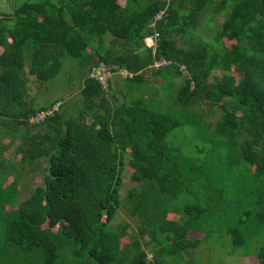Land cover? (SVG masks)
Masks as SVG:
<instances>
[{"label": "trees", "instance_id": "16d2710c", "mask_svg": "<svg viewBox=\"0 0 264 264\" xmlns=\"http://www.w3.org/2000/svg\"><path fill=\"white\" fill-rule=\"evenodd\" d=\"M210 10L225 15L224 22L213 28L211 43L186 51L178 38L195 46ZM155 33L157 58L172 63L158 76L188 74L175 94L178 106L209 115L222 109V120L211 125L229 149L219 156L221 163L230 161L224 177L169 148V134L186 122L146 106L136 80L154 64L144 40ZM0 48V139L9 140L0 157L15 147L13 159H5L11 163L0 158V258L200 264L195 261L206 241L228 244L230 256L245 247L244 258L254 251L253 264H264V0H28L0 17ZM66 57L84 59L88 69L81 97L36 105L29 84L55 78ZM97 63L133 73L128 88L142 97L109 104L110 84L105 88L90 78ZM216 72L223 76L213 78ZM176 83L172 77L167 87ZM58 103L53 116L31 123ZM206 103L208 111L201 109ZM42 158L49 163L45 185L17 206L24 173L40 170ZM240 163L247 166L245 177ZM128 169L138 186L124 195ZM247 173L254 178L249 185ZM126 213L135 221H121Z\"/></svg>", "mask_w": 264, "mask_h": 264}, {"label": "rangeland", "instance_id": "374dc122", "mask_svg": "<svg viewBox=\"0 0 264 264\" xmlns=\"http://www.w3.org/2000/svg\"><path fill=\"white\" fill-rule=\"evenodd\" d=\"M28 0H17L16 3L12 1L9 3L8 7H10V12L16 11L17 8H19L21 5H23L24 2ZM52 2H55V0H52ZM15 4V5H14ZM225 20V15L220 14H214L213 10L205 12L203 19L200 22L201 29L196 31V37L194 41L196 42L195 46L187 45L181 37L178 38L179 41H181V46L186 51L189 49H194L195 47H201L206 44L211 43V35L214 32L213 28L219 29L222 25V23ZM207 21V22H205ZM208 22L212 24V28L208 26ZM197 36L199 37V40H197ZM93 45V42H92ZM3 53V48H0V54ZM84 59L82 58H71L66 57L62 61V67L60 69V72L50 80L49 82H43L40 83L37 80L32 81L30 85V96L33 99L37 98V104L41 105H48L51 102L61 99L63 101L71 100L72 102H75V99L80 98V84L84 82L85 78L88 76V69L85 67ZM114 67V66H113ZM112 67V68H113ZM158 69H151L149 68L148 72L150 75H152L153 81L156 82V73ZM126 74L125 72H123ZM166 74V73H165ZM167 74L164 76V80H159V83L156 85L155 82L152 84H148L146 86H143V89L145 90V95L147 97L146 106L160 112H165L172 114L174 117L178 118L179 120H182L186 122V125L181 128H177L174 131H172L167 140L166 144L169 148L173 150H181V155L185 157L186 161L190 164H195V166L199 169L201 167H204L205 165L208 167L207 171L209 173H213L215 171L223 174L221 177L226 176L228 173V166L230 164L229 159L226 161H223L222 163L219 161V156L228 155V147L225 145L227 142L220 141L213 133L212 125H215L217 121L222 120V109L220 106L215 107V113L212 115L205 114L199 112V110H186L182 106H178L177 104V95L179 92V89L181 86L184 85L186 77L188 74L184 75L183 78L177 77L175 78V75ZM223 76V72H216L214 75H212L213 78H221ZM174 78L179 83H176V87L174 86L171 88L170 86L167 87L169 83V79ZM211 77V79H212ZM241 77L239 76V81ZM165 83V84H164ZM178 84H180L178 86ZM80 86V87H79ZM30 97V98H31ZM67 101V102H68ZM66 102V103H67ZM208 103L204 104L201 109L208 111ZM77 110L81 109L80 107H74ZM73 109V108H72ZM76 112L73 110L71 113L73 114ZM2 129V126H0V130ZM211 130V131H210ZM2 135V133H0ZM9 140H2L0 139V149L2 147L3 142H8ZM15 147L10 148L8 152H4L3 159L6 163L9 164L11 162H7L5 159L12 160L13 159V151ZM0 150V154H1ZM41 167L40 170H33L30 171L31 174L24 173L22 178V192L17 197V199L13 202L17 206H21L24 204L33 194V192L36 190L39 186L45 185V179H46V173L47 169L49 168V163L45 160V158H42L39 160ZM239 167L241 168V172H243V177H245V168L247 169L246 165H243V163L239 164ZM240 168L237 170L239 171ZM237 169V167H236ZM252 170H255L252 168ZM130 170L128 169V172L126 173V184L122 189V193L126 195V189L131 187L138 186L135 183H132L130 181ZM0 174H2V170H0ZM253 174L251 173V176ZM6 178H8L9 182L10 180L9 176L7 175ZM247 178L249 179L247 184H251L254 180L253 177H250V175L247 173ZM8 182V183H9ZM2 183V181H1ZM7 183V185H8ZM246 184V185H247ZM247 185V186H248ZM24 186V187H23ZM246 188V187H245ZM240 192H242L243 188H236ZM14 206V204L12 205ZM15 208V207H14ZM127 215V216H126ZM124 215L125 218L122 216L120 217L121 221L129 220V221H135L134 219L131 220L129 218V215L126 213ZM4 235L3 231H0V235ZM193 235V234H192ZM149 238H146V242H148ZM225 248L222 247L221 244H214L213 242L209 244L208 242L204 241L202 242V246L200 247L201 253H199L198 260L195 262H198L200 264H253L255 263L256 256L253 253L249 257H245V252H247V248L243 249H237L233 254H226L227 250H232V247L228 244L224 245ZM208 253H214L212 257H207ZM207 257V259H206ZM215 257V259H213ZM25 258V257H24ZM153 253H149V259L152 260ZM217 261V262H216ZM25 261H22V263ZM216 262V263H212Z\"/></svg>", "mask_w": 264, "mask_h": 264}, {"label": "built area", "instance_id": "2783aa9c", "mask_svg": "<svg viewBox=\"0 0 264 264\" xmlns=\"http://www.w3.org/2000/svg\"><path fill=\"white\" fill-rule=\"evenodd\" d=\"M166 14L165 11L160 12L157 14L153 20V24L151 27H155L156 23L161 21L164 15ZM159 40L160 34L155 33L154 35L148 36L145 38L144 42L145 45L152 51V55L155 58L154 64L150 67L152 69H160L163 67L171 66V62L165 58H157L158 49H159ZM109 66L105 63H97L90 72V78L97 81L105 88H108L109 82L115 77V75H120L124 78L129 77L130 75L122 70L115 72L113 69L117 67ZM185 67H181V70H184ZM125 72L126 74H124ZM61 104H56L51 110L48 111H40L37 113L35 117L32 118L31 123L33 124H41L44 122L48 117L53 116L55 112L60 109Z\"/></svg>", "mask_w": 264, "mask_h": 264}, {"label": "crops", "instance_id": "0c3cea01", "mask_svg": "<svg viewBox=\"0 0 264 264\" xmlns=\"http://www.w3.org/2000/svg\"><path fill=\"white\" fill-rule=\"evenodd\" d=\"M12 1L15 2L16 0H0V17L10 12L9 10L11 6L8 7V5ZM148 70H145L142 73L145 75L143 79L136 80V83H141L138 85L146 86L149 83L153 85L155 81H153L152 75L149 74ZM159 80L163 81L161 76H158V74L156 73V82H155L156 85L160 84ZM81 84L83 85V82ZM109 84H110L109 85L110 92L107 95L108 97L107 99H108L109 104H111L112 106H116V105L121 106L123 103H132L135 99H139L142 97V95L140 96L141 94L140 92H136L135 94H132L131 87L128 88L129 86L128 80H126V78L118 74L115 75V77L110 81ZM82 89L83 87L80 88L81 92H82ZM6 256L4 258H0V264H31L29 263L31 261L28 259L30 255H27V254H21V256L20 254H17L15 255L13 259L6 258ZM22 261H25V262L22 263Z\"/></svg>", "mask_w": 264, "mask_h": 264}, {"label": "clouds", "instance_id": "9594fccd", "mask_svg": "<svg viewBox=\"0 0 264 264\" xmlns=\"http://www.w3.org/2000/svg\"><path fill=\"white\" fill-rule=\"evenodd\" d=\"M150 68V67H149ZM152 69V68H151ZM120 70H122V71H125V72H127L130 76L129 77H133L134 76V74L133 73H130V72H128L127 70H125V69H120ZM128 78V77H127Z\"/></svg>", "mask_w": 264, "mask_h": 264}]
</instances>
